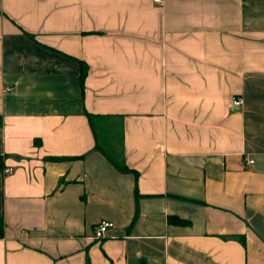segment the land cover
<instances>
[{
    "label": "crops",
    "instance_id": "1",
    "mask_svg": "<svg viewBox=\"0 0 264 264\" xmlns=\"http://www.w3.org/2000/svg\"><path fill=\"white\" fill-rule=\"evenodd\" d=\"M1 214L0 264H264V0H0Z\"/></svg>",
    "mask_w": 264,
    "mask_h": 264
},
{
    "label": "built area",
    "instance_id": "2",
    "mask_svg": "<svg viewBox=\"0 0 264 264\" xmlns=\"http://www.w3.org/2000/svg\"><path fill=\"white\" fill-rule=\"evenodd\" d=\"M156 1L162 2V0H156ZM242 103H243V99L241 97L236 96L233 98V104L240 106L242 105ZM248 162L252 164L254 162V159L250 157L248 159ZM3 171L8 174V173H12L14 170L13 167L7 166L3 169ZM114 226L115 224L112 220L102 218V220H99L93 226V231H92L93 237L102 238L107 233V231Z\"/></svg>",
    "mask_w": 264,
    "mask_h": 264
},
{
    "label": "trees",
    "instance_id": "3",
    "mask_svg": "<svg viewBox=\"0 0 264 264\" xmlns=\"http://www.w3.org/2000/svg\"><path fill=\"white\" fill-rule=\"evenodd\" d=\"M81 73H80V81L83 83V78L85 77L86 73H87V70H88V66L86 64V62L84 60L81 61ZM169 221L170 222H178V223H186L187 220L186 219H183L181 218L180 216L178 215H169ZM5 221H4V216L1 214L0 215V237H2L4 235V232H5ZM141 264H145L143 261Z\"/></svg>",
    "mask_w": 264,
    "mask_h": 264
}]
</instances>
